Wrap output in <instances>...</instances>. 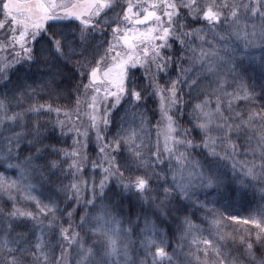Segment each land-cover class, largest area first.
<instances>
[{
    "label": "snow or ice",
    "instance_id": "1",
    "mask_svg": "<svg viewBox=\"0 0 264 264\" xmlns=\"http://www.w3.org/2000/svg\"><path fill=\"white\" fill-rule=\"evenodd\" d=\"M0 13V264H264V0Z\"/></svg>",
    "mask_w": 264,
    "mask_h": 264
},
{
    "label": "trees",
    "instance_id": "2",
    "mask_svg": "<svg viewBox=\"0 0 264 264\" xmlns=\"http://www.w3.org/2000/svg\"><path fill=\"white\" fill-rule=\"evenodd\" d=\"M0 18H2V13H0ZM41 102H43V101H41ZM49 103H52V101H49ZM54 103L56 105H66L68 102L66 100L58 99ZM149 107H152V105L149 104ZM52 118H55V113L52 114ZM60 118L63 119L64 117L61 116ZM157 118H158V115H157ZM153 123H155V121H153ZM181 124L185 125V121L182 120ZM152 136H153V144H154L155 143V136H156L154 131L152 133ZM69 142H71V141H69ZM93 148H95V137L94 136H93V141H92V143L90 145V149H93ZM164 159L167 160V154H165ZM0 171H2V169H0ZM6 175L14 177V173H11V172L7 173ZM13 195H16L18 200H19L18 207L24 208L26 206L27 202L20 198V194L13 193ZM35 195H39V191L37 193H35ZM45 195H46V193H45ZM6 200H8L7 195L0 196V204H2ZM27 207H28V210H33L34 209V204H27ZM220 211L224 212L225 210L223 208H221ZM227 213H231L232 215H238L240 217L247 218V216H248V206L246 205V203L238 201L235 204H233L227 210ZM196 222L199 223V221H196ZM245 227L246 226L244 224H239L237 226L236 222L224 221L223 222V226L221 227L220 231L222 233L228 234L229 237L231 238L234 229H236V231L239 232L240 230L244 229ZM236 238H237V240L239 239L238 236ZM171 243H172V247L176 246V241L174 239L171 241ZM185 250H187V249H185ZM167 251L171 252L172 248H168ZM201 258L203 259V256H201Z\"/></svg>",
    "mask_w": 264,
    "mask_h": 264
},
{
    "label": "rangeland",
    "instance_id": "3",
    "mask_svg": "<svg viewBox=\"0 0 264 264\" xmlns=\"http://www.w3.org/2000/svg\"><path fill=\"white\" fill-rule=\"evenodd\" d=\"M156 134V133H155ZM161 147H163V139L161 138Z\"/></svg>",
    "mask_w": 264,
    "mask_h": 264
}]
</instances>
